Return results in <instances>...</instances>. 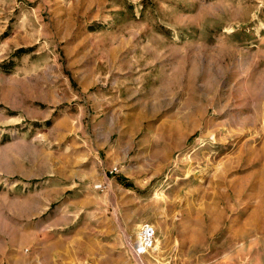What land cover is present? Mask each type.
I'll return each mask as SVG.
<instances>
[{"label":"rangeland","instance_id":"1","mask_svg":"<svg viewBox=\"0 0 264 264\" xmlns=\"http://www.w3.org/2000/svg\"><path fill=\"white\" fill-rule=\"evenodd\" d=\"M0 264H264V0H0Z\"/></svg>","mask_w":264,"mask_h":264},{"label":"built area","instance_id":"2","mask_svg":"<svg viewBox=\"0 0 264 264\" xmlns=\"http://www.w3.org/2000/svg\"><path fill=\"white\" fill-rule=\"evenodd\" d=\"M117 169L110 171L111 174H115ZM95 190L104 191L107 188L106 184L95 185ZM158 241V232L154 225L143 224L140 226V229L137 233V241L133 248L136 255L144 256L150 254L156 249Z\"/></svg>","mask_w":264,"mask_h":264},{"label":"bare ground","instance_id":"3","mask_svg":"<svg viewBox=\"0 0 264 264\" xmlns=\"http://www.w3.org/2000/svg\"><path fill=\"white\" fill-rule=\"evenodd\" d=\"M137 241V240H136ZM136 243V242H135ZM135 243H134V246H135ZM134 246H133V248H134ZM158 248V241H157V246H156V249ZM157 251H158V249H157ZM152 254V253H151ZM139 256V255H138ZM140 257V256H139Z\"/></svg>","mask_w":264,"mask_h":264}]
</instances>
